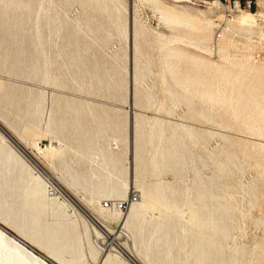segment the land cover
Listing matches in <instances>:
<instances>
[{"label":"rangeland","instance_id":"rangeland-1","mask_svg":"<svg viewBox=\"0 0 264 264\" xmlns=\"http://www.w3.org/2000/svg\"><path fill=\"white\" fill-rule=\"evenodd\" d=\"M252 3L0 0V124L46 169L22 151L29 172L0 162L2 217L31 230L38 171L71 181L110 227L100 202L136 191L120 239L143 264H264V4ZM65 198L40 221L69 232L65 259L96 264L99 226Z\"/></svg>","mask_w":264,"mask_h":264},{"label":"bare ground","instance_id":"bare-ground-1","mask_svg":"<svg viewBox=\"0 0 264 264\" xmlns=\"http://www.w3.org/2000/svg\"><path fill=\"white\" fill-rule=\"evenodd\" d=\"M257 4L259 6H263L264 0H257ZM239 9L236 8L235 11ZM160 10L162 14L168 19V21L173 23L183 22V20H181V15L178 14V12H176L175 10L171 9V7L168 8L166 6H161ZM167 64L169 65V62ZM169 66H172V64ZM173 73L177 74L178 69H173ZM226 75L228 77L229 73H227ZM2 129L3 128L0 129V162L4 164L3 171L8 172L10 171L11 166L14 168L15 165H19L21 171L29 172L30 171L29 168L25 167V160L22 155L23 152L41 171L46 173V169H44L43 165L38 161L36 156L32 155L30 152H27L24 146L22 147L19 144L20 142L19 143L17 142L18 138L17 140H15L13 137L9 136L4 129L3 130ZM12 141L13 143H15V145H17V147L12 143ZM42 150L43 147L38 148L39 152H42ZM130 151L132 152L131 148ZM131 166L133 172L134 169L133 163ZM36 172H35L36 175H33L32 179L30 180L25 190V195L27 197L25 200V204L26 205L28 204L26 211H29L30 213L29 215H30L31 230L29 232L26 231L24 232L18 229L16 230L9 223L8 219L6 218L4 219L2 217L1 214L2 212L0 213V264H52L47 260V258L53 259L57 264L73 263L72 258L65 259L63 257V252L65 251L66 243L68 242L69 232L66 230L64 233H62L58 231V229H56L55 227H50L48 224L49 222L46 221L47 218L45 216H44L45 220L43 222L40 221L41 214L44 213L45 211L47 212V208L49 207V205L52 202H55V200L59 199L60 197H66L65 199L69 200L68 204L71 206L70 207L71 213H75V214L78 213L79 215L84 217L85 221L90 218L95 223V225H97V227L99 226V229H97L96 226L93 227L87 224L89 225V229L92 232L96 233L95 234L97 235L95 236L97 239L96 241L99 242V244H101L102 246L101 250H103L101 257H99L97 262L95 261L96 264H143L140 253L137 250H135L132 241L131 243L129 242L130 244L128 245V247H124V245H122L121 243L122 240L120 239V235H123L126 238V241L127 240L130 241L131 239L130 233L127 231V229H125V225L131 219L136 218L140 214V208L134 207L135 205H133L136 204L138 200L135 202H128L126 207L122 209H119L117 207L116 205L117 200L126 199L128 195L125 198H120L111 201L112 205H110L109 207H104L102 204L103 201H101L100 208L103 209L104 211H110L111 212L110 215L117 220L116 225L114 227H110L108 225H105L103 222H101L98 216L90 212L86 208V206L82 204V202H80L74 195L68 192V187H72L73 184L71 181H67L65 179L60 181L51 176L49 179L52 184H50L49 181H42L39 177V172L38 171ZM55 187L56 189H58L57 192L58 194H55L56 190L53 189ZM162 198L164 199V197ZM63 203L64 201L61 200L57 201L58 205ZM5 205H6L5 202H2L0 200V210L2 209L5 211L6 210ZM11 212H12L11 219H16L17 216L14 215L15 212L14 207L13 208L11 207ZM23 217L24 215L20 214V218L22 219ZM8 230H10L12 233L9 232ZM85 233L86 230L83 231V234ZM33 248H35L38 252H36Z\"/></svg>","mask_w":264,"mask_h":264},{"label":"built area","instance_id":"built-area-1","mask_svg":"<svg viewBox=\"0 0 264 264\" xmlns=\"http://www.w3.org/2000/svg\"><path fill=\"white\" fill-rule=\"evenodd\" d=\"M245 2H246V6L248 8H251V3L253 2V0H245ZM240 4H241V0H236V8L237 7L239 8L240 7ZM138 199H139V194L136 191L133 190L127 196L126 199L117 200L116 205H117V207L119 209H122V208H125L126 207V205H127L128 202H135ZM102 204H103L104 207H109L110 205H112V202H110V201H103Z\"/></svg>","mask_w":264,"mask_h":264},{"label":"water","instance_id":"water-1","mask_svg":"<svg viewBox=\"0 0 264 264\" xmlns=\"http://www.w3.org/2000/svg\"><path fill=\"white\" fill-rule=\"evenodd\" d=\"M1 128H3V129L7 132V134H8L9 136L12 137V135H11V134H10V133H9V132H8V131H7L2 125H1V124H0V129H1ZM3 129H2V130H3Z\"/></svg>","mask_w":264,"mask_h":264},{"label":"trees","instance_id":"trees-1","mask_svg":"<svg viewBox=\"0 0 264 264\" xmlns=\"http://www.w3.org/2000/svg\"><path fill=\"white\" fill-rule=\"evenodd\" d=\"M251 7H252V9H253V7H254V6H253V3H252V6H251Z\"/></svg>","mask_w":264,"mask_h":264}]
</instances>
